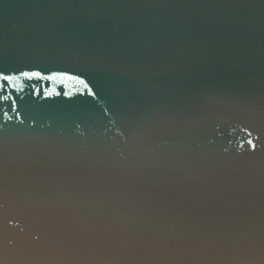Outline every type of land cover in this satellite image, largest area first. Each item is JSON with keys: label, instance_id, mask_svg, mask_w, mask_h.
I'll return each instance as SVG.
<instances>
[{"label": "water", "instance_id": "obj_1", "mask_svg": "<svg viewBox=\"0 0 264 264\" xmlns=\"http://www.w3.org/2000/svg\"><path fill=\"white\" fill-rule=\"evenodd\" d=\"M0 264H264V0H0Z\"/></svg>", "mask_w": 264, "mask_h": 264}, {"label": "snow or ice", "instance_id": "obj_2", "mask_svg": "<svg viewBox=\"0 0 264 264\" xmlns=\"http://www.w3.org/2000/svg\"><path fill=\"white\" fill-rule=\"evenodd\" d=\"M4 80H5V81L7 80V77H6V76L4 77Z\"/></svg>", "mask_w": 264, "mask_h": 264}]
</instances>
